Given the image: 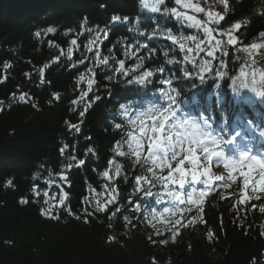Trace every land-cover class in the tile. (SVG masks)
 Segmentation results:
<instances>
[{"label":"trees","instance_id":"16d2710c","mask_svg":"<svg viewBox=\"0 0 264 264\" xmlns=\"http://www.w3.org/2000/svg\"><path fill=\"white\" fill-rule=\"evenodd\" d=\"M167 3L169 7L175 6L173 0H167ZM228 7L227 15L221 12L224 19L220 24L213 25L215 32H219L214 33L215 36L225 42L217 50L215 59L207 57L206 51L196 55L197 61L212 60L211 69L203 72L204 82L201 83L200 73L191 63L186 65L188 72L197 74L175 82L174 86L182 94L181 112L196 117L205 115L212 128L220 127L223 115L228 113L231 122L240 128L249 122L261 125L264 123V97L257 98L247 90L237 96L229 84L242 68L257 80L264 77V48L255 50L250 57L240 50L253 42L264 43V37L259 36L264 32V15L256 12L258 7L264 6L260 0H240V3L228 0ZM113 14L129 17L128 23H110ZM153 16L174 35L199 34L203 38L195 29L180 24L171 16L165 20L159 14L141 12L138 0H0V77L7 76L0 84V101L4 102L0 105V264H252L253 257L256 264H264V236L261 235L264 213L259 211L264 206L263 194L247 189L248 199L240 203L242 191L246 190L243 189V179L241 182L231 180L226 183L227 187L215 186L208 191L202 212L198 207L190 206L191 211L177 212L175 216L164 214L153 219L152 210L162 212L161 204H157L154 197L144 195L151 184L146 186L142 180L138 191L135 183L137 176L150 177L151 174L141 175L140 166L133 163L134 158L117 156L112 150L122 135L121 130H113V122L123 124L117 116L118 105L131 100L142 106L150 99V93L163 87L157 83L163 74L157 73L152 78L153 83L146 87L128 85L119 77L116 82L107 81L105 77L112 72L103 65L95 67V48L92 53L86 48L94 33L85 30L80 35L81 23L86 17L85 29L98 27L107 30L106 40L101 33V58L115 55L117 59H125L128 68L134 65L135 57L128 59L123 55L124 44L139 39L147 45L139 56H147L150 49H155V56L145 60L144 69L163 65L165 74L174 72L181 77V65L169 66L161 56L162 48H175L170 55L182 59L178 47L164 38L149 40L129 31V27L136 23V17L140 18V29L151 30L156 26ZM245 17H249L251 23L242 24L233 32L239 42L227 45L228 37L220 33L228 31ZM48 27H54L56 32L45 35ZM37 31L41 32L39 38L35 36ZM65 32L68 34L64 35ZM73 39L77 40L75 46L71 45ZM189 46L193 45L190 43ZM69 47L73 48L71 60L67 57ZM205 49L210 50V46ZM81 60L85 62L79 63ZM251 60L256 61L255 66ZM5 62H10L12 67L5 70ZM109 63L113 68L118 67L111 59ZM89 67L96 73V83L82 103L73 105L71 101L87 90L85 83L78 87L77 80ZM40 68H44L43 84L38 73ZM25 72L29 73L28 77ZM221 72L226 75H217ZM257 92H264V89L257 88ZM12 93H16V98L11 96ZM20 93H28L32 99L22 103L18 100ZM53 93L59 94V100L53 98ZM95 96L101 99L88 108L84 117H80L79 112L84 111V105ZM49 100H52L51 104ZM33 103L37 105L35 108ZM73 108L76 110L72 111ZM65 120L78 124L81 131L76 133L73 129L70 132ZM63 143L69 145L64 157L60 154ZM90 146L95 155H85ZM72 155L76 160L71 161V169L65 171L71 187L58 177L56 180L69 193L66 205L80 219L69 216L62 207L52 209V215L59 213L58 220L46 218L40 212L41 208L48 207L43 202V191H49V196L55 194L54 204L59 200L58 189L55 186L49 189L44 182L47 170L51 168L56 176ZM110 159L121 165V174L114 176L110 171V178H104L102 173L108 170ZM79 160H84V164L77 166ZM175 164L176 161H172L173 167ZM154 171L167 175L166 168L162 173L157 169ZM37 172L40 176L33 180ZM8 180H12L13 186L5 188ZM34 184L41 190L39 197H34L31 192ZM89 184L97 194L104 193L100 197L102 202L109 199V193L116 196V202L108 205L105 212H95L94 206L82 204V197L91 198L93 194L88 189ZM175 186L169 184V188ZM113 188L117 191L113 192ZM153 192H163V186L156 185ZM21 198L27 199L28 203L21 204ZM117 207L121 211L109 220L108 216ZM129 207H134L137 214ZM85 208L93 213L87 216L88 223H84ZM138 214L144 216V222L138 219ZM125 215L131 223L123 219ZM193 217H196L195 221ZM176 220H181V225L187 227L176 225ZM177 229L179 234L173 243L172 236ZM110 236L115 239L109 241ZM162 240L167 243L161 244Z\"/></svg>","mask_w":264,"mask_h":264},{"label":"clouds","instance_id":"9594fccd","mask_svg":"<svg viewBox=\"0 0 264 264\" xmlns=\"http://www.w3.org/2000/svg\"><path fill=\"white\" fill-rule=\"evenodd\" d=\"M175 6L169 7L167 0H138V8L141 12L148 14H159L165 20L169 16L174 18L180 24H185L189 28L197 30V33H203L205 40H212L213 28L210 25H215L219 22L221 13L216 11L217 6H223V15H227L229 12L228 0H173ZM203 3L204 7H201ZM240 3V0H237ZM262 6H264V0H260ZM191 13H204L205 19H199L197 15ZM257 14L264 15V7H258L256 9ZM139 17H136V23L132 25V29L138 32L140 36L145 35L149 39L152 37H160L171 41L174 45L178 46L180 52L183 54L182 59H178L175 55H170V51L174 52L175 48L169 50L167 48L161 49V56L165 64L172 66L179 64L181 77H177L173 72L171 75L165 74L163 65L160 67H153L150 70L142 72L138 77L135 78V83L140 86H148L153 83L152 78L157 74L161 73L162 78L157 81L158 84L163 85L150 93V99L143 102L142 106H137L133 101L129 100L121 102L117 107V116L123 121L121 123L113 122V130H121L122 135L118 141V146L114 149L122 157L129 159L135 158L133 163L138 164L141 169V175L151 172L150 179L152 180L153 186L163 184V180L160 175L154 169L160 172L167 168L169 160L175 158V156L181 150H188V145L193 146L191 155H195V148L204 149H215L216 146L224 143L222 138H219L217 134H214L212 125L207 118L201 114L199 117L194 115H188L187 113L181 112V99L182 94L174 85L175 82L183 79H187L190 74L187 70L186 65L192 63L199 73L208 71L211 65L210 60L201 59L199 64H196V56L191 54L189 48L190 43L192 47L199 51H203L201 44L204 43L200 39L199 34L184 35L181 33L179 36L174 35L171 29H165L163 22L157 23L155 16H153V23L156 25L151 30L140 29ZM238 23L247 25L251 23L249 17H245L243 20L237 21ZM220 44L214 46L219 47ZM91 48V44L88 45ZM153 56H155V49L151 50ZM250 57L252 50H245ZM99 55V53H98ZM128 55H135L134 53L127 52ZM109 56H105L103 60H98V64L107 63ZM264 58V55H262ZM144 57H141L136 67L142 68L144 64ZM246 58V63H247ZM250 63L256 64L255 60H251ZM123 68H119L118 71H122ZM94 71V70H93ZM226 73L221 72L220 76H225ZM80 80H88L89 85L96 83L93 79L88 78V73H84L79 76ZM107 79L115 81V77H108ZM201 83L204 82L203 77H200ZM131 83V82H130ZM195 87V86H193ZM216 87H219L217 83ZM229 88L237 96L241 95L245 90L253 93L257 98L264 97V92H257V88L264 89V77L257 80L255 76H251L245 72L242 68L237 77L232 80L229 84ZM264 135V133H262ZM234 139V137H233ZM145 146L147 150L145 151ZM126 147V151L124 150ZM223 152V151H222ZM248 152H240L238 157H225L222 155L217 163L223 161L224 164H236L238 159H242ZM258 162V161H257ZM119 169L120 165H116ZM207 176V181L210 182L213 178L206 169L203 173ZM264 175V172L261 173ZM185 173L181 172L179 181H170V183H179L181 189H183L185 183ZM219 176V175H217ZM201 173L193 171L192 182L200 181ZM151 192V189L149 190ZM189 191V195H191ZM156 195L157 204L164 203L165 199L171 207L166 206L162 209V212L168 214L170 209L176 205V202L181 201L183 193L173 188H169L168 185H164L163 192ZM153 213L156 210H152Z\"/></svg>","mask_w":264,"mask_h":264},{"label":"snow or ice","instance_id":"6c2138e0","mask_svg":"<svg viewBox=\"0 0 264 264\" xmlns=\"http://www.w3.org/2000/svg\"><path fill=\"white\" fill-rule=\"evenodd\" d=\"M103 7V5H102ZM203 13V12H201ZM224 19V16L221 15L220 17V20L217 24L215 25H218L220 24V22ZM129 21V17L127 16H124L123 18L120 16V15H116V14H113L111 16V20H110V23L112 24H119V23H128ZM87 24V18L85 17L84 21L81 23V33L80 35H83L84 34V31L86 30L87 32L89 33H94V35L92 36V38H90L87 42V45H86V48H87V51L88 53H92L94 48H95V67H100V66H105L109 71L112 72L111 75H108L105 77V79L107 81H111L109 79H107L108 77H112L114 76L115 77V81L117 80V77H119L121 80H125L126 83L128 85H132V84H136V85H139L137 83H135V78L138 77L142 72L144 71H147V70H150V69H144V64H143V67L142 68H137L136 65L138 63V61L140 60V58L142 56H139L138 53L145 47H147V45L145 43H143L141 40L137 39L135 40L132 44H124V48H123V55L128 58V59H132L133 57H135V63L134 65L126 68L125 67V59H117L115 57V55H104L102 58H101V51H100V44L102 43V40H101V33H103V39H107L108 38V32L106 29H103V28H98V27H93V28H87L85 29V25ZM242 24L241 23H238V22H235L228 31L226 32H221L220 35L222 36H227V41H226V44L227 45H235L237 44L239 41H238V38L233 35V32L239 30L241 28ZM129 31L132 32L134 35H136L137 37H147V33H145V35L143 36H140L138 34V32H135L133 31L132 29V25L129 27ZM216 30L214 29L213 32H212V40L211 41H208V40H205L204 38V35H203V38L200 37L201 40L204 41L203 44H201V48L204 49L203 51H199V53L201 52H205L206 51V54H207V57L209 58H212V59H215L216 57V52L217 50H219L221 48L222 45H224V41L221 40V39H218L215 35H214V32ZM56 32V29L54 27H48L46 29V32H45V35L49 34V33H55ZM202 33V32H201ZM68 33L65 32L64 35H67ZM203 34V33H202ZM35 36L36 37H40L41 36V32L37 31L35 33ZM259 36L260 37H264V32H261L259 33ZM154 38V37H152ZM151 38V39H152ZM149 39V40H151ZM214 41V43H213ZM171 42V41H170ZM217 42H219L220 46L219 47H216L215 50H213L214 46L217 44ZM118 43H124L122 41H118ZM172 43V42H171ZM91 44V48L89 49L88 48V45ZM209 45L210 46V50H206L205 47H203V45ZM49 45L51 46L52 45V42L49 41ZM71 45L75 46L77 45V40L76 39H73L71 41ZM172 45H174L172 43ZM176 46V45H174ZM58 47V46H57ZM178 47V46H176ZM190 50H191V54L193 56H196L197 55V50L191 46H189ZM261 48H264V43H256V42H253L250 46H245L243 47L242 49H240L241 51L247 53L245 50L246 49H250L252 50V55L254 53L255 50H259ZM179 49V48H178ZM152 49L149 50V54L147 56H143L145 59H144V63H145V60L146 59H150L152 56H153V53L151 51ZM109 51L111 52L112 51V48L110 47ZM180 51V50H179ZM127 52H131V53H134L135 55H128L126 56L125 53ZM99 53V55H98ZM248 54V53H247ZM61 55H64V53L62 52ZM72 55H73V48L72 47H69L68 50H67V57L69 60L72 59ZM251 55V56H252ZM105 56H109L110 58L108 59L107 63L105 64H98L97 61L98 60H103L105 58ZM57 60L59 59V57L56 58ZM85 59H87V57H85ZM113 60L115 61L116 65H118V67H112V65H110L109 61ZM211 61V65H212V60L209 59ZM85 62V60H81L79 61V63L83 64ZM200 61H197L196 59V64H199ZM192 64V63H191ZM211 65L210 67L208 68V70L211 69ZM192 66L195 68V65L192 64ZM253 66H255V64H253ZM12 67V64L10 62H5L3 64V68L5 70L9 69ZM45 67H47V65H45ZM123 68L122 71H118L119 68ZM140 69H144L143 71H140ZM38 73H39V77H40V83L43 84L44 83V68H40L38 70ZM88 73V78L89 79H93L94 81L95 80V71H93V68L92 67H89L87 69V72ZM84 73H81L80 75H82ZM24 75L26 77L29 76V73L25 72ZM217 75H220V73H217ZM131 76V79H126L127 77ZM203 77L204 79V75H203V72L200 73V77ZM190 78V76L188 77ZM7 79V76H4V77H0V84L4 83V81ZM113 82V81H112ZM131 82V83H130ZM81 83H85L87 85V90L86 91H82L80 93V96L76 99H73L71 101V103L73 105H78L80 103H82L84 101V99L89 95L90 92H92L93 90V85L95 84H92V85H89L88 83V80L85 79V80H80L78 78L77 80V86L79 87V85ZM110 91V90H109ZM53 98L56 99V100H59V94L58 93H53ZM12 97L16 98V93H12L11 94ZM32 98L28 95V93H20L19 96H18V100L22 103H28L29 100H31ZM101 97L100 96H95L94 99L91 101V102H88L87 104L84 105V111H80L79 112V116L80 117H84L85 116V113L87 112L88 108H90L92 106L93 103H95L96 101L100 100ZM3 101H0V105H3ZM49 104L52 103V100H49L48 101ZM37 105L35 103L32 104V107H36ZM0 110H2V108H0ZM76 109L73 108L72 111H75ZM67 127H68V130L71 132L73 129L75 130L76 133H79L81 131L80 129V126L78 124H72L70 123L68 120H65L64 122ZM82 123V121H81ZM86 139H91V137H86ZM118 146V141L115 143L114 147H113V152L117 155V156H120L118 153H116L114 151V149ZM188 150L185 151V150H181L176 156L175 158L169 160L168 162V165H167V175H160V178L163 180V184H161L163 187L164 185H168L171 184V185H178L180 188H181V185L179 183H170V181H179L180 180V176H181V172H184L185 173V176H184V180L186 182L189 181V178L190 180L192 181V173L193 171L195 172H199L201 173V178L203 177L204 179H200V181H197V182H194V183H199V184H202L203 185V188L197 190L196 188H193L192 192H191V195H189V191L187 192V198L185 199L184 195L182 197V202L181 201H178L176 202V205L174 207H172L170 209V214H172L173 216L176 215L177 212H184V211H191V207L190 206H196L200 209V211L202 212L203 209H202V204H203V201H204V198L205 196L207 195L208 191L210 189H213L214 185H213V181H221L223 182L224 181V177L222 176H215L211 179L210 182H205L207 181V176H204L203 173L205 172V170L207 169L209 171V174H210V169L208 167H204L203 165H199L198 167V163H199V160H200V157L197 155V151L199 150L201 153L204 154V159L205 160H209L211 161L213 159V157L217 158V161H219L220 157L223 155L225 157V153L222 152V151H216L215 149H204L203 151L200 149V148H195L194 151H195V155H191L192 151H193V146L192 145H188ZM69 149V145L68 143H63L62 144V147L60 148V154L62 157H64V154L65 152ZM88 153H92L93 155H95V152H94V149L90 146L86 149V152H85V155H87ZM183 154V155H182ZM122 157V156H120ZM179 157V159H178ZM69 160V162L67 163L66 166L62 165L61 166V170L59 173L56 174V176H54L53 174V170L51 168H49L47 170V176L44 178V182L45 184L47 185V187L50 189L52 188L53 186H55L58 191H59V200L57 203H53V201H56V196L55 194H53L52 196H49V191L47 190H44L43 191V196H44V204L48 205L47 208H41L40 212H41V215L46 217V218H50V219H53V220H58L60 217H59V213L57 212L56 215H52V209L53 207H56V208H64L65 211H67L68 215L69 216H75L76 219H80V216L78 215H75L72 210H71V207L70 206H67L66 205V201L68 199V196H69V193L64 191V187L60 184L57 183V180H56V177L59 178L60 181H64L68 187H71V184L68 183L67 181V176L65 175V171L66 169L67 170H70L71 167H72V163L71 161H75L76 160V156L75 155H72L70 157L67 158ZM135 159V158H134ZM225 159H227L225 157ZM172 161H176V164H175V167H173L172 165ZM258 161V162H257ZM84 160H79L78 163H77V166H80V165H83L84 164ZM185 162L188 163V165L190 167L186 168L184 165H185ZM119 163L115 162L114 159H110L109 162H108V170H105L103 171L102 173V176L104 178H110V171L113 172L114 176H118L121 174V165H120V168L117 169L116 168V165H118ZM224 166L226 168H230V169H233V170H239V174L240 176L243 177V189H251V191L253 193L257 192V190L261 191V192H264V175H261L262 172H264V159H260L258 158L256 155H250L249 153L246 154L242 159H238V162L236 164H228V163H225ZM41 167H43V165H41ZM202 168V170H201ZM247 168V171H245L244 169ZM258 170L259 172V179H255L254 176H253V172ZM154 171V170H153ZM164 171V169L161 171V173ZM151 174V172H149ZM211 175V174H210ZM40 176V173L37 172L33 175V180H36L38 177ZM231 179L235 180V177H230ZM143 180V183L147 186L149 184H151V187H147V190L145 191L144 195L146 197H151L155 199L156 201V195L155 194H159L161 192H156L154 193L153 192V183H152V180L150 179V177H142V176H137L136 177V180H135V183H136V186H137V190L139 191L140 189V184H141V181ZM186 185V183H185ZM184 185V187H185ZM5 188L7 187H11L13 186L12 185V180H8L6 183H5ZM222 186L224 187H227L228 185L227 184H222ZM183 187V188H184ZM88 189H90L92 191V196L91 198L89 196H84L81 198V203L82 204H87V205H90V206H94V210L95 212H105L107 211V206L108 205H111L113 203L116 202V196H113L111 195V193H109V199H107L106 201H101L100 197H103L104 196V193L103 192H100V193H96L94 189H92V186L89 184L88 185ZM151 189V192L149 191ZM113 192L117 191V189L113 188L112 189ZM31 192L33 193V196L34 197H39L41 195V190H39V187L38 185L34 184L31 188ZM248 199L247 196L245 195H242V198L240 200V203H243L244 200ZM257 199H259V197H257ZM21 204H27L28 203V200L25 199V198H21V200L19 201ZM35 202V201H34ZM94 202V203H93ZM180 206H184V207H180ZM137 208H139L140 206L137 205L136 206ZM166 207V206H165ZM234 207V205H233ZM164 208V207H163ZM253 209H255V205H253ZM121 211V208L120 207H117L109 216H108V219L109 220H112L116 215L117 213H119ZM259 211L261 213H264V206L260 207ZM84 212L86 213L85 215V219H84V223H88V219H87V216H92L93 213L92 212H88L87 211V208L84 209ZM168 213V214H169ZM165 213L163 212H159V211H156L155 213H151L152 215V218L155 219L156 217H159V216H162L164 215ZM123 219L125 221H128L129 223H131V221L129 220L128 216L125 215L123 216ZM200 219L202 220V217H200ZM196 220V217H193V221ZM175 224L176 225H181V220H176L175 221ZM183 227H187V225H181ZM109 228L112 227L111 224L108 225ZM179 234V229H177L176 233L172 236V242L175 243L176 241V236ZM262 236H264V232L261 233ZM208 236L211 237L212 236V232L209 231L208 232ZM109 241H112L115 239V237H109L108 238ZM153 243H155V241H153ZM161 244H166L167 241L166 240H162L160 241ZM252 264H256V258L253 257V260H252Z\"/></svg>","mask_w":264,"mask_h":264},{"label":"rangeland","instance_id":"374dc122","mask_svg":"<svg viewBox=\"0 0 264 264\" xmlns=\"http://www.w3.org/2000/svg\"><path fill=\"white\" fill-rule=\"evenodd\" d=\"M201 7H204V5H203V3L201 4ZM221 8H223V6H217L216 7V11H218V12H223L222 10H221ZM220 10V11H219ZM189 14H194V15H197V17L199 18V19H205V16H204V13H191V11H189ZM210 27H212L213 28V25H210ZM214 29V28H213ZM195 31H197L196 29H195ZM215 34L216 33H219V32H214ZM201 35H203L202 33H200ZM214 34V35H215ZM213 43H214V41H213ZM207 46H209V45H207V44H205V45H203V47H207ZM210 147V149L212 148V146L210 145L209 146ZM233 146L231 145L230 146V148L228 149V148H225V147H223V146H221V145H218V146H216L215 147V150L216 151H223L224 153H225V157L226 158H228V157H233V158H235V157H238V155H239V153L240 152H250L251 153V155H255L253 152L254 151H248V149L249 148H247V147H245V148H242L241 146H237L236 148H232ZM229 150V151H228ZM236 150H238V153L236 154V152H234V151H236ZM212 162H213V164H214V166L215 167H219L221 170H226L225 172H228V171H232V172H235V170H233V169H230V168H226L225 166H224V162L223 161H220L219 163H217L216 161H217V158H215V157H213V159L211 160ZM255 172H253V174H254ZM255 179H259V173L258 174H256L255 175V177H254ZM131 210L133 211V209L131 208Z\"/></svg>","mask_w":264,"mask_h":264}]
</instances>
